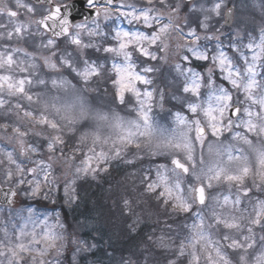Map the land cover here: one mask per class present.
<instances>
[{
  "label": "snow or ice",
  "instance_id": "6c2138e0",
  "mask_svg": "<svg viewBox=\"0 0 264 264\" xmlns=\"http://www.w3.org/2000/svg\"><path fill=\"white\" fill-rule=\"evenodd\" d=\"M37 4L44 8L39 18L33 19L38 13ZM87 4L95 9L91 26L87 22L71 23L63 13L67 5L54 0H36V4L14 0V5L10 0H0V17L6 19L0 22V108L8 103L6 97L42 104L39 112L26 109L19 102L14 106L17 115L22 114L31 127L18 125L12 129L19 153L17 156L5 152V159L0 160L5 181L36 196L43 188L56 186L53 164L62 161L72 177L65 182V194L71 191L75 198L77 179L89 175L95 178L98 173L107 172L112 160L123 159L134 148L136 153L132 159H124L125 163L143 159L142 152L166 161L145 171L140 182L141 197H154L170 219L185 221L182 233L173 237L172 224L164 220L162 234L154 243L167 249L178 241V254L187 255L188 264H264V199H253L252 187L246 183L251 176L252 186L264 191V29L258 37L248 34L246 44L238 34L229 36L225 44L220 35L223 25L210 31L213 16H224L225 23L232 16L231 8L223 12L225 0H214L210 7L186 5L184 0H146V5L139 8L125 0H87ZM182 8H187V16L199 13L203 19L196 16L193 26L186 16L182 25ZM101 19H125L137 30L115 27L107 33L101 27ZM198 29H203L205 35L201 36ZM109 34L115 43L104 46L102 51L112 58L108 71L114 96L121 105L126 102V94L135 98L138 107L134 119H126L116 111L97 110L85 95L88 85L94 78H101L106 69L105 62L85 55V50L101 51L92 38H107ZM173 34L182 38L175 45L179 61L174 69L183 78L182 91L186 96L185 111L173 114V127L169 129L151 115L154 90L138 87L153 83L146 74L154 69L144 66L137 71L134 54L157 60L151 49L167 52ZM37 37L41 38L37 51L12 46L13 41L27 43ZM61 40L65 47H61ZM207 42H214L213 48ZM21 53L24 59H18ZM193 61L203 62L204 70L192 67ZM42 73L55 74L50 76L51 87L62 91L63 97L44 99L26 90V85L31 86L34 80L47 87L49 80ZM66 74L73 79H67ZM81 83L84 87L78 86ZM159 95L163 107L164 94L161 91ZM90 126L91 131L83 132L69 146L66 132L75 133L78 128ZM104 126L114 130L115 137L102 135ZM0 127L6 131L8 126ZM37 127L41 130L34 131ZM225 133L230 134L232 142L225 143ZM30 134L46 144L47 159L40 152L44 144L26 141ZM104 146H108L107 150ZM33 155L38 158L32 159ZM78 155L83 158L76 164ZM251 156L255 157V167L250 163ZM224 187L226 191L220 190ZM16 195L13 188L5 192V197ZM6 202L11 204L12 199ZM142 202L123 199L126 213L136 217L129 225L133 231L140 223L134 205L139 207ZM26 211V217L17 213L23 223L13 224L11 235L7 223L0 229V264H25V257L29 264H52L45 257L53 251L62 254L66 241L63 233L48 227L47 221L37 231L34 210ZM79 243L88 250L86 242Z\"/></svg>",
  "mask_w": 264,
  "mask_h": 264
},
{
  "label": "rangeland",
  "instance_id": "374dc122",
  "mask_svg": "<svg viewBox=\"0 0 264 264\" xmlns=\"http://www.w3.org/2000/svg\"><path fill=\"white\" fill-rule=\"evenodd\" d=\"M127 3H133L136 5L137 8L145 6L146 5V0H125ZM214 0H203L201 3L197 4H203L205 7H210ZM235 2L240 3V6L237 8L235 5H233ZM225 8L223 9V12L225 13L226 10L229 8V6L232 4L235 7V15H234V23L232 28L225 30L224 28V16L222 17H215L213 16L212 20L210 21V31H213L215 28H219L221 25H223L222 28V33L221 35V40L227 44L228 43V38L229 36L235 37L237 34L240 37H243V43L248 42V34H251L253 37H258L260 34V30L264 29V13L262 9L258 10H252L255 8L260 7L262 4L261 2H256L253 4L252 0H225ZM15 10V9H14ZM21 13H23V9L19 10ZM40 11H38L39 13ZM37 13V14H38ZM187 16V9L182 8L180 12V23L183 25L185 22V18ZM196 16H199V19H203V15L197 13L194 16H187V19L190 23H192L193 26H195V21H196ZM24 16H21V19H23ZM34 18V17H32ZM218 21V23H217ZM101 27L103 31L107 33H111L112 29L115 27L122 28L124 30L128 31H135L137 30L136 25H129L127 23V20L125 19H120V20H110L108 22H104L103 19L100 21ZM105 23L107 26H105ZM91 26V24H89ZM185 31H187V28H185ZM198 32L201 36L205 35V32L203 29H198ZM110 35V34H109ZM108 35L107 40L109 41V44H112V39ZM99 38L101 40L104 37H93L92 40L97 41ZM41 38L37 37L35 39V42L33 41V44L28 46L24 41H13L12 46L14 47H20L24 48L29 52L37 51V45L39 44V40ZM84 39L87 41L88 37L85 36ZM182 42V38L178 37L176 34H173L169 43L171 47L167 52H162V51H157L154 47L151 49L152 51L156 52L158 59L157 60H151L146 57L139 56L138 54H134V61L136 63V70L141 71L144 66H150L154 69L153 72L147 73L146 75L148 78H150L153 83L148 86L144 85H138L142 90L147 87L149 90H154V100L152 103V112L151 115L154 119V121L158 122L159 125L170 128L173 127V118L169 124V126L166 124L164 125L163 122H160L158 118H154L153 116V109L160 107L159 99H158V94L162 91L161 89V83H160V74L162 71H167L166 76L168 81L165 82L169 83L170 86H174L175 83H179L182 88H183V78L180 77L175 69L174 65L179 61V55L177 54V50L175 48L176 43ZM3 42H0L2 44ZM205 43L202 41V44ZM207 46L209 48H213L214 42H207ZM42 51V50H40ZM47 54V53H44ZM231 54V53H230ZM250 55V54H249ZM159 57H166V59H160ZM18 59H24L23 54H18ZM153 62L154 64H157L156 67L151 66V63ZM196 64V65H195ZM192 67L200 68L196 69L197 71H203L204 70V63L199 62V61H193L192 62ZM262 71V70H261ZM21 75L20 73H17V76ZM42 77L46 80H49V83L46 86L39 85L38 83L33 82L31 86L26 85V90L29 91L31 94H40L44 99H50L52 97H63L64 93L62 91L58 92L55 89H52L51 83H50V76H55L54 73H42ZM176 84V85H177ZM175 85V86H176ZM179 85V86H180ZM79 87H84V85L81 83ZM85 95L88 96L92 106L96 108L97 110L104 111V112H109L111 113L112 111L118 112L121 116L125 117L126 119H134L136 118V112L135 108L138 107L136 104V100L134 97H132L130 94H126L125 97V104L121 105L118 100L113 99L111 95L107 94H102L100 87L98 84H93V81L88 85V91L85 93ZM235 95V94H234ZM8 103L3 107L0 108V123L2 120H4L6 124H9L7 127V130L3 127H0V160L5 159V152H14L17 156L19 153V146L16 142V139L13 134V127L22 125L25 127H31V125L28 123L27 120L22 119V114L21 116L17 115V109H15V105L19 102L20 104L23 105L24 108L32 110L34 112H39L42 108V104H36L32 103L29 104V102L22 98V97H6ZM240 99L242 100L243 97L241 96ZM122 107H126L125 109H122ZM8 115L9 118H8ZM2 119V120H1ZM11 120V124L8 122V120ZM41 129L37 127L34 131H40ZM92 128L91 126L88 128H78V130L75 133H68L66 132L65 134V139L68 140L69 146L74 145L77 141L79 136L85 132V131H91ZM50 131V130H49ZM102 135L104 136H113L115 137V132L114 130L107 128L106 126L101 128ZM225 143L232 142L230 134L225 133ZM26 141L28 143H35L38 146L41 144H44L43 140L39 137H35L34 135L30 134L27 138ZM98 150L100 146H97ZM108 146H104L105 150H107ZM69 149H66L68 151ZM86 151V149H85ZM136 149H131L128 153L127 156L124 157V159H132L133 154L136 153ZM40 152L43 155L45 159H47V151H46V144H44L43 147L40 148ZM141 156H143V159H137L135 161V165H140V163L143 164H149L151 159H156V158H162V157H155L151 158L147 155L146 152L140 153ZM20 159H24L23 157H19ZM38 157L33 155L32 159H37ZM83 158L82 155L77 156V160L75 161L76 164L79 163V161ZM114 161V160H112ZM111 161V162H112ZM163 162H166L163 158ZM27 163V161H26ZM250 163L252 164L253 167L256 166V160L254 156L250 157ZM151 165V164H150ZM28 166H31L28 164ZM149 167V166H146ZM145 167V168H146ZM54 168V176L57 179V184L54 187H48V188H43L42 191L37 194L36 196H31L30 193H27L21 188H18L15 183L13 182H6L4 179V166H0V183L3 185H8L14 187L19 193V204L15 206L13 209H1L0 208V229H3L5 224L7 223L9 234H12V225L16 224L19 225L20 223H23V221L17 216V213H21L23 216H27V211L26 209L31 208L34 210V219L38 222L37 223V231H40V228L43 226V221H47V226L50 228H53L57 232H62L63 235L66 238L65 241V247L62 251V254L57 255L54 251L51 252L49 255L45 257L46 260L51 261L52 264H83L82 259L85 257V254L87 250H84L83 247L80 245L79 237H80V232L75 228L71 232H68L67 226L64 224L61 216V212L59 211H53V210H58L60 208L61 203L57 201V197H59V194L62 196V200L65 204V206L71 207L76 203V196L74 193L69 192L68 195L65 194V182L67 179H71V175L69 173V169L65 168L63 166L62 161H57L53 164ZM147 169V168H146ZM105 172H100L96 175L95 178H92L91 175L87 176L86 178L91 179L92 181H99V177L102 176ZM84 178V177H83ZM81 179V178H80ZM79 179H77V182ZM138 183L140 184V181L138 180ZM247 185L252 187V192L250 193V196L255 199V198H262V194L264 195V191H259L257 190L254 186H252V178L251 176L248 178L246 181ZM76 184L74 187H76ZM140 186V185H139ZM24 188H27V185L23 186ZM222 191H226V187L220 189ZM51 198H49V196ZM130 199V198H129ZM36 202H39L40 205H31L29 204H34ZM69 209V208H68ZM146 211L148 214H150V217L156 218V221H154L155 225L157 224V221L159 219L158 215L156 214L154 209H150ZM149 217V218H150ZM162 220V224H163ZM185 221L182 220L179 223H176L177 226H174L172 224V230L173 232L170 233L173 237L177 233H182V224ZM152 224V223H151ZM60 225H63L61 228ZM31 227V225H30ZM163 227V226H162ZM161 228H159L160 230ZM79 233H78V232ZM155 234V233H154ZM162 233L161 231H158L157 236H155V240L158 236H160ZM257 235H260L259 230H257ZM3 238V232L0 231V239ZM178 241L175 245H172L171 247L167 249H161V251H165V254H155L151 253L150 250L146 249L145 257L144 259L139 260L140 264H169L170 261L174 262V264H183V259H184V264H185V259L187 260V263L189 262V257L187 255L185 256H179L178 254ZM80 249L79 251L77 249ZM3 259V258H0ZM69 259V260H68ZM163 259V260H162ZM25 264H29L28 257L24 258ZM143 260V262H142ZM86 264H94L91 260V258L87 259ZM136 264V263H135Z\"/></svg>",
  "mask_w": 264,
  "mask_h": 264
},
{
  "label": "trees",
  "instance_id": "16d2710c",
  "mask_svg": "<svg viewBox=\"0 0 264 264\" xmlns=\"http://www.w3.org/2000/svg\"><path fill=\"white\" fill-rule=\"evenodd\" d=\"M59 43L61 47H65V41ZM104 46L107 45L100 46L99 52L95 49H87L85 55L106 63L104 74L101 78H94L93 84H98L102 94L108 93L114 99V87L108 71L112 58L110 54L102 51ZM156 65L154 64L153 67ZM166 73L162 71L160 74L161 89L164 94L163 107L153 109V116L164 124L167 122L169 126L175 112L185 111L183 101L186 94L183 93L179 83L176 82V86H170L165 82V79L168 81ZM66 78L73 79L72 75L68 74ZM73 83L76 81L73 80ZM158 99H160L159 94ZM125 108L122 107V109ZM157 162L163 163V158L151 159L149 164L140 163V165L127 164L122 159L110 162L107 172L99 177L98 182L88 178L79 180L75 187L77 203L70 210L63 206L59 196L58 200L62 204L60 212L67 229L72 231L76 228L81 233V238L88 244V250L82 259L83 264H86L89 258L94 264H140L139 260L144 259L146 249L151 253L165 254V251H161L160 247L153 242L158 231L160 232L159 228L163 226L162 220H168L169 223L177 226L176 223H179L182 218L170 219L165 208L154 197H141L143 186L138 183V180L141 182L145 171L150 167L154 169ZM124 198L143 201L139 207L134 205L135 211L140 214V223L135 231L130 229L129 225L136 217L126 213L123 207ZM39 204L36 203V205ZM148 208L155 210L159 217V224L155 225L156 218L150 217V214L146 212ZM149 236L152 237L151 241Z\"/></svg>",
  "mask_w": 264,
  "mask_h": 264
},
{
  "label": "water",
  "instance_id": "95a60500",
  "mask_svg": "<svg viewBox=\"0 0 264 264\" xmlns=\"http://www.w3.org/2000/svg\"><path fill=\"white\" fill-rule=\"evenodd\" d=\"M36 2V0H33ZM118 1V0H117ZM188 2L192 0H186ZM86 6H88L87 2L76 1L67 4V7L63 10V13L67 15L68 19L71 23L76 24L78 22H90L95 19V12L86 10ZM232 9V16L234 9ZM232 16L228 18V22L226 25L229 27L232 24ZM9 188H3L0 186V206H13L16 202V196L14 198L5 197V192L8 191ZM12 199V203L8 204L6 202L7 199Z\"/></svg>",
  "mask_w": 264,
  "mask_h": 264
}]
</instances>
